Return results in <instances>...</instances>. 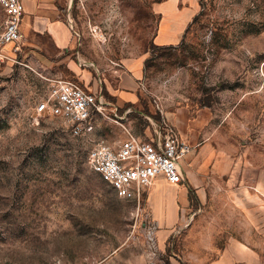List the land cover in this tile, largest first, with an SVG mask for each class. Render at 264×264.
Segmentation results:
<instances>
[{"label":"rangeland","instance_id":"obj_1","mask_svg":"<svg viewBox=\"0 0 264 264\" xmlns=\"http://www.w3.org/2000/svg\"><path fill=\"white\" fill-rule=\"evenodd\" d=\"M57 1L72 48L23 36L0 66V264H264V0ZM165 19L182 35L158 46ZM3 26L0 8V36ZM143 55L139 99L123 104L108 89ZM59 79L93 87L103 105L81 137L35 113ZM174 125L231 169L194 165L201 187L160 228L88 154Z\"/></svg>","mask_w":264,"mask_h":264},{"label":"built area","instance_id":"obj_2","mask_svg":"<svg viewBox=\"0 0 264 264\" xmlns=\"http://www.w3.org/2000/svg\"><path fill=\"white\" fill-rule=\"evenodd\" d=\"M30 0H0L4 26L0 36V66L18 53L23 40L21 30L25 3ZM10 46V52L5 48ZM103 105L98 94L77 83L56 80L49 94L36 106L38 117L58 118L74 137H81L94 115ZM112 146L97 142L88 154L91 170L109 184L118 198L134 202L140 209L145 204L148 189L159 178L170 185L185 182L182 162L192 153L191 145L172 127L154 136H135Z\"/></svg>","mask_w":264,"mask_h":264},{"label":"crops","instance_id":"obj_3","mask_svg":"<svg viewBox=\"0 0 264 264\" xmlns=\"http://www.w3.org/2000/svg\"><path fill=\"white\" fill-rule=\"evenodd\" d=\"M177 3V2H175ZM57 0H30L25 3V16L23 19L21 30L23 36L27 39L42 40V44L49 46L52 51H68L72 48L73 32L70 23L65 22L61 18V10ZM176 20H163L159 25L155 44L158 46L175 45L180 41L183 25H174ZM45 40V41H44ZM146 56L143 55L134 61L128 62L125 69L120 73L115 88L108 89L110 94L115 96L117 101L124 103H136L139 99L137 89L139 81L144 74V63ZM84 78V77H81ZM81 80V79H80ZM81 87L93 91V87H87L81 82ZM87 84V83H86ZM176 126V125H174ZM181 127V128H180ZM176 130L181 137L191 146L198 140V134L190 133L186 127L180 125ZM195 128V125H192ZM195 146V145H194ZM193 149V147H192ZM215 149L211 146H199L182 162V170L185 181H189L186 185H170L164 179H157L147 191L146 203L152 220L160 228H169L175 225L180 218V211L189 207V189L198 190L201 184L191 183L195 176L194 165L200 161L216 162L215 169L218 172L225 169L228 173L231 166L223 165L219 167V163L215 161ZM218 174V173H217Z\"/></svg>","mask_w":264,"mask_h":264},{"label":"trees","instance_id":"obj_4","mask_svg":"<svg viewBox=\"0 0 264 264\" xmlns=\"http://www.w3.org/2000/svg\"><path fill=\"white\" fill-rule=\"evenodd\" d=\"M198 18H199V16H197V17L194 19V21H193L192 25H194V24H196V23H197V21H198Z\"/></svg>","mask_w":264,"mask_h":264}]
</instances>
